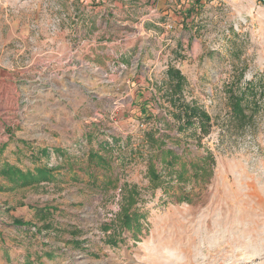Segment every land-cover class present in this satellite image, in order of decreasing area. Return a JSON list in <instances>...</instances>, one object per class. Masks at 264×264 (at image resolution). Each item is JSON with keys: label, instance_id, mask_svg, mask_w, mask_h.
<instances>
[{"label": "rangeland", "instance_id": "1", "mask_svg": "<svg viewBox=\"0 0 264 264\" xmlns=\"http://www.w3.org/2000/svg\"><path fill=\"white\" fill-rule=\"evenodd\" d=\"M94 2L0 0V131L17 129V138L30 141L43 128L36 120L50 114L43 124L67 144L50 151L43 164L64 173L87 169L89 141L119 137L110 148L108 187L104 177L81 172V179H46L32 191H20L22 204H52L49 222L60 229L46 225L40 237L62 252L61 264H264V108L238 136L221 127L222 85L240 69L243 80L264 71V0H166L163 14L152 13L155 0H109L108 20L97 22L87 10ZM75 11L83 19L75 21ZM66 13L72 18L65 20ZM74 28L83 33L80 38L59 34ZM118 40L162 53L146 57L131 51L136 63L128 70L125 58H101ZM169 68L183 78L179 99L196 101L212 117L208 134L199 136L198 128H185L177 118ZM131 76L143 84H128ZM142 86L147 96H137ZM148 130L189 156L212 152L209 181L189 179L176 196L174 180L164 184L166 190L152 188L147 159L156 146L145 143ZM132 189L138 194L133 208L141 216L139 231L123 229L119 220ZM27 193L34 196L27 200ZM62 202L64 208H58Z\"/></svg>", "mask_w": 264, "mask_h": 264}, {"label": "trees", "instance_id": "2", "mask_svg": "<svg viewBox=\"0 0 264 264\" xmlns=\"http://www.w3.org/2000/svg\"><path fill=\"white\" fill-rule=\"evenodd\" d=\"M167 75L172 91L170 102L180 109V113L176 115L177 118L183 119L185 128H198L199 136L208 134L214 123L210 114L196 101L184 103L179 99L184 82L178 70L169 68ZM243 77L244 71L240 69L235 76H232L231 80L222 85L226 112L221 127L222 131L230 135L238 136L241 134L253 123L254 118L264 108V71L253 75L248 80H243ZM177 129L178 132L180 129L183 130L180 127ZM156 135L153 130L143 133L146 140L145 143H148L149 148L152 149L153 146H156L154 154L150 155L149 160L147 159V176L152 188H163L166 190L164 184L172 185L171 183L174 180L176 185L173 184L172 188L176 187L174 189V195L176 196V191L181 189L180 184L187 182L189 179L196 184H203L209 181L215 165L212 152L207 151L203 155L190 154L189 156L185 150L180 152L177 149L165 146L163 135L159 134L158 137ZM200 140L201 138L199 137L197 143ZM118 142V136H111V142L103 139L97 140V149L90 150L88 155V167H93L90 170L93 171L95 169L93 166V163H95V166L101 167L106 173L109 171L112 173L113 166L109 160L112 157L110 148L118 145ZM138 149L136 148V151ZM131 154L133 153L131 152ZM53 171V168L44 165L35 169L33 173L24 172L17 167L6 164L0 168V175L6 177L12 185L24 187L53 178ZM105 172L103 173L104 180L102 184L108 187L113 182V173L106 175ZM137 197L138 194L132 189L124 198L122 214L119 220L121 227L128 231H139L140 229L141 216L133 208L137 203ZM179 198L186 200L183 196H179Z\"/></svg>", "mask_w": 264, "mask_h": 264}, {"label": "crops", "instance_id": "3", "mask_svg": "<svg viewBox=\"0 0 264 264\" xmlns=\"http://www.w3.org/2000/svg\"><path fill=\"white\" fill-rule=\"evenodd\" d=\"M92 1L95 2L91 3L92 5H88L87 7V10L91 14L92 20H95L96 22L99 20L107 21L109 18V0H85V3ZM163 1L166 0H155L156 8H154V10L161 11V14L164 13V11L162 10L168 6V4L163 5ZM112 5H114V3H112ZM99 9H102L104 13H102V11L101 13H99ZM69 15L70 14L67 13L64 14V19L69 20L70 18L74 17V20L77 21L83 19L82 17L84 16V14H80V12L78 11L73 12L72 17H70ZM96 32L97 31H95L94 33ZM85 33H88V31H86ZM59 34L63 37L67 36L70 38H80V36L83 35V33H81L80 30L76 28L63 29ZM113 49V52H110L107 48L105 50H102L100 52L101 58L110 59L112 56L117 58L120 57V59L125 58L127 62L129 61V66L127 68L128 70H132L135 61L133 60V58H131V56H129L131 51H135L136 55L145 53L146 57L151 55L158 56L159 53H162L159 50H155L154 52L153 48L148 49L147 46H140L139 44L135 50L134 47L131 48L130 45L122 43L120 40L114 42L112 50ZM96 54H98L97 51ZM146 57H144V60L146 59ZM144 63L146 64V66L149 65L147 62ZM134 69L136 68L134 67ZM116 77L118 79L120 77V74L116 75ZM132 77L133 76L127 79L128 84H134V82H137L138 85L143 84L139 76L138 79H133ZM141 88L142 89L138 91L137 96H141V93H143L144 96H147V93H149L148 89L145 90V86H142ZM42 114V121L36 120V123H42V131L40 130L41 132H39V134H37L36 136H31L30 139L32 140L30 141L23 140V138H17V133L19 132L17 131V129L15 131L10 128L7 129V131L10 130L9 136L7 139H5L4 142L0 144V168L8 164L17 167L24 172L29 171L33 173L38 167L44 166L43 161L47 158L50 151L61 149L62 146H65L67 144V139L59 140L55 139L52 136V132L49 127L50 125L43 124L47 122L50 114H46V112ZM81 134L83 137L89 136L84 132H82ZM51 136L52 138H50ZM89 143L90 146L86 148L87 151L85 155L89 150L97 149V144L94 145L90 141ZM65 161L67 162V159ZM82 164V162H77L76 165ZM91 168L93 169V167L89 168L88 165L87 169L85 170L84 168L78 170L70 168L67 173L55 169L53 171V178L49 179V181H58L59 178H62L66 181H70L72 179L74 180L75 178L81 179L83 175L80 174L81 172H84V175H89V177H94L96 179L98 176L103 177V172H100L97 169H94L92 171L90 170ZM43 182L46 181H42L38 184H41ZM36 187L37 183L24 187L12 185L8 182V179L6 177L4 178L2 175H0V202H2V205L4 207L0 208V215H2L0 216V264H61L65 261L62 252L58 249L57 246L51 244V242H47L46 240L42 239V237H40L39 231H41L42 229L47 231L48 226L46 225H50L55 229H60L59 226H52L53 224L49 222V216L51 215L49 214V211L51 212L53 210V207L50 206L52 204L45 205L43 208H40L39 205H34L32 203H20V200L24 201L20 197V191H32ZM65 190L66 189H64V191ZM27 194V200L31 196H34V194L32 193ZM69 194L70 192L66 193V196H69ZM72 196H75L76 198L78 197L76 192L72 193ZM63 199L64 197H60L57 199V201H63ZM63 203L64 202L58 203L57 207L64 208ZM4 215H6L8 220H3ZM35 221H38L37 223L40 224V230L35 226Z\"/></svg>", "mask_w": 264, "mask_h": 264}, {"label": "built area", "instance_id": "4", "mask_svg": "<svg viewBox=\"0 0 264 264\" xmlns=\"http://www.w3.org/2000/svg\"><path fill=\"white\" fill-rule=\"evenodd\" d=\"M154 11H155V10L153 9V10H152V13H153ZM165 28H166L167 31H168V30H172L173 25L167 23V24H165ZM178 35H179V34H178ZM140 126L142 127L143 124H140ZM7 129H8V128L5 127V128H3V129H1V131H0V144H1L3 141H5V139H7L8 136H9V132H7ZM121 147L123 148V147H124V144H121Z\"/></svg>", "mask_w": 264, "mask_h": 264}]
</instances>
